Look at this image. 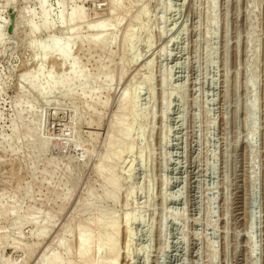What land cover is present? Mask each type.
<instances>
[{
  "label": "rangeland",
  "instance_id": "rangeland-1",
  "mask_svg": "<svg viewBox=\"0 0 264 264\" xmlns=\"http://www.w3.org/2000/svg\"><path fill=\"white\" fill-rule=\"evenodd\" d=\"M59 1L0 0V264H264V0Z\"/></svg>",
  "mask_w": 264,
  "mask_h": 264
},
{
  "label": "bare ground",
  "instance_id": "bare-ground-1",
  "mask_svg": "<svg viewBox=\"0 0 264 264\" xmlns=\"http://www.w3.org/2000/svg\"><path fill=\"white\" fill-rule=\"evenodd\" d=\"M7 1H10V0H7ZM38 1V5H39V8H40V10H41V16H42V20H43V22H46V16H47V12H46V10H45V7H44V4H43V0H37ZM66 1V0H65ZM69 2V1H68ZM7 3V2H6ZM63 3H66V2H64V0H60L59 1V5L60 6H62L63 5ZM7 5V4H6ZM47 9V8H46ZM70 11V10H69ZM67 13V12H66ZM59 17H60V20L62 19V17H63V11L61 10L60 11V13H59ZM58 17V18H59ZM48 19V18H47ZM59 21V20H58ZM68 21H69V24L72 26V24L74 23V21H75V12L72 10L70 13H69V15H68ZM64 22H66V21H64ZM61 23V22H60ZM78 24V23H77ZM69 25V26H70ZM66 26V25H65ZM68 26V25H67ZM68 26V27H69ZM33 33V32H32ZM55 40H58V39H55ZM62 41V40H61ZM50 42L52 43L53 41H51L50 40ZM63 42H66V41H63ZM50 43V44H51ZM65 44V43H64ZM66 44H69V43H66ZM64 46V45H63ZM61 44L59 45V44H56V43H52L51 44V48H52V50L50 51V50H47L46 51V53L49 51V52H55V53H57L58 55H59V57H60V59H62L63 61L66 59V57H67V48L65 49V46L63 47ZM143 53V52H142ZM74 65V64H73ZM74 67V66H73ZM69 70V69H68ZM73 70V69H72ZM71 71V70H70ZM71 72H75V71H71ZM75 74V73H74ZM76 75V74H75ZM26 80V79H25ZM83 81V80H82ZM31 86H33L32 85V82H31V79H29V82H28ZM67 83H68V80H63V81H61V85L62 86H66L67 85ZM82 83V82H81ZM68 90V89H67ZM69 90H71V89H69ZM63 93V92H62ZM133 98V97H132ZM80 114V113H79ZM17 117H19V115H17ZM62 120V119H61ZM60 120V121H61ZM63 122V121H62ZM48 124V123H47ZM72 124V123H71ZM46 126V125H45ZM53 127V126H52ZM12 132H14V130H15V128H14V126H12ZM45 131V130H44ZM43 134H44V132H43ZM44 136V135H43ZM53 141V140H52ZM37 142V141H36ZM54 143V142H53ZM39 145V144H38ZM40 147V146H39ZM38 147V148H39ZM110 147V146H109ZM42 148V147H41ZM88 149V148H87ZM114 154V153H113ZM85 155V154H84ZM132 155V154H131ZM119 156V152H117L116 154H115V158H117ZM55 158V157H54ZM47 159V158H46ZM113 159V158H112ZM123 177V176H122ZM131 178V177H130ZM107 183L109 184V185H111V187L113 188V189H115V186H116V182H115V179L114 178H112V177H109L108 178V180H107ZM111 191V190H110ZM107 193V192H106ZM113 192L111 193V199H112V197H114V200H115V196H113ZM110 196H108V198H110ZM100 203V202H99ZM101 207V206H100ZM19 210V209H18ZM104 211V210H103ZM101 213V212H100ZM12 214V213H11ZM16 216H17V214H15ZM101 215V214H100ZM16 216H15V218H16ZM47 216V215H46ZM102 216V215H101ZM106 220H108V219H106ZM13 222H14V220H13ZM98 224H99V222H98ZM100 224H102V221H100ZM103 225H105V224H103ZM106 225H108V226H110L111 228H112V230H113V233L116 231V228H115V222H113V221H109V222H107V224ZM88 233V232H87ZM88 234H90V233H88ZM88 241H89V237H88V235L86 234V233H83V232H81V233H79V235H78V243H79V246H80V249H81V251L86 247V245H87V243H88ZM108 243H110V240H109V238H107V237H105L104 238V240L103 241H101V242H99L98 243V248L100 249L101 247H103L104 245H106V244H108ZM109 247V246H108ZM111 250V249H110ZM98 251V250H97ZM83 252V251H82ZM81 252V253H82ZM99 253V252H98ZM64 263V262H63ZM48 264H57L56 263V261L53 259V258H50L49 260H48ZM112 264H114V262L112 263Z\"/></svg>",
  "mask_w": 264,
  "mask_h": 264
}]
</instances>
